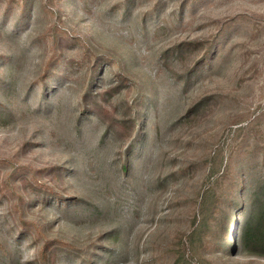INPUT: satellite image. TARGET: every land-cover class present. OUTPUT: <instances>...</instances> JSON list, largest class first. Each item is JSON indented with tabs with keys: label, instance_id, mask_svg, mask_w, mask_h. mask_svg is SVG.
<instances>
[{
	"label": "rangeland",
	"instance_id": "1",
	"mask_svg": "<svg viewBox=\"0 0 264 264\" xmlns=\"http://www.w3.org/2000/svg\"><path fill=\"white\" fill-rule=\"evenodd\" d=\"M263 152L264 0H0V264H173ZM211 234L185 263L264 264Z\"/></svg>",
	"mask_w": 264,
	"mask_h": 264
},
{
	"label": "trees",
	"instance_id": "2",
	"mask_svg": "<svg viewBox=\"0 0 264 264\" xmlns=\"http://www.w3.org/2000/svg\"><path fill=\"white\" fill-rule=\"evenodd\" d=\"M87 110L84 109L85 113ZM264 160V152H263ZM221 161H223L221 159ZM264 163V161H263ZM223 162L220 167L223 166ZM126 170V165H123ZM220 172V170H219ZM219 176H212L210 184L199 190L193 198L192 220L185 239H181L176 253L181 249L183 253L173 264H189L195 257L193 250L195 243L200 249L207 245V237L211 239L213 232H220L221 237L225 236L222 250H229L236 253L246 254L264 258V171L259 175L256 182L252 178L245 184L244 196L239 195L240 186L229 185L217 189L218 183L228 178L227 170H223ZM242 205V208H238ZM237 207V208H236ZM231 210L228 212V209ZM237 212H245L243 216L235 218ZM230 216H233L230 218ZM232 225V227H231ZM229 227L228 229H226ZM231 230V232H230ZM223 233V234H222ZM225 233V234H224ZM22 232L18 234L20 237ZM195 240H198L196 242ZM228 243V244H226ZM58 247L49 249L48 246L41 250V257L48 256V260L56 256ZM48 252V255H46ZM186 255V257L184 256ZM45 259V258H44ZM181 261V262H180Z\"/></svg>",
	"mask_w": 264,
	"mask_h": 264
}]
</instances>
